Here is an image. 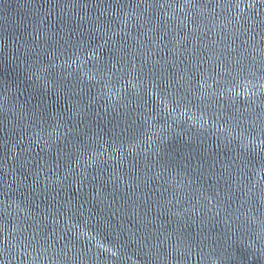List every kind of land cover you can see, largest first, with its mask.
<instances>
[{
	"label": "water",
	"instance_id": "obj_1",
	"mask_svg": "<svg viewBox=\"0 0 264 264\" xmlns=\"http://www.w3.org/2000/svg\"><path fill=\"white\" fill-rule=\"evenodd\" d=\"M0 264H264V0H0Z\"/></svg>",
	"mask_w": 264,
	"mask_h": 264
}]
</instances>
